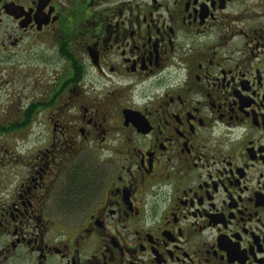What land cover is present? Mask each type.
Wrapping results in <instances>:
<instances>
[{"label":"flooded vegetation","instance_id":"obj_1","mask_svg":"<svg viewBox=\"0 0 264 264\" xmlns=\"http://www.w3.org/2000/svg\"><path fill=\"white\" fill-rule=\"evenodd\" d=\"M0 98V264H264V0H0Z\"/></svg>","mask_w":264,"mask_h":264},{"label":"rangeland","instance_id":"obj_2","mask_svg":"<svg viewBox=\"0 0 264 264\" xmlns=\"http://www.w3.org/2000/svg\"><path fill=\"white\" fill-rule=\"evenodd\" d=\"M0 100H1V98H0ZM0 141L2 142L1 144L3 145V146H12L13 145V142H12V140H10V139H0ZM14 144H16V142L14 143ZM17 145H23V143L22 142H20L19 144H17ZM32 144H30V143H28L27 144V142H25L24 143V147H25V150H28V148H31V147H29V146H31ZM2 171V169H0V172ZM12 170H10L9 171V173L11 172ZM8 173V174H9Z\"/></svg>","mask_w":264,"mask_h":264}]
</instances>
